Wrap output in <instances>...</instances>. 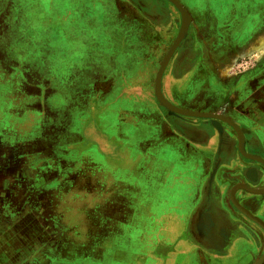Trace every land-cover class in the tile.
I'll use <instances>...</instances> for the list:
<instances>
[{
    "label": "rangeland",
    "instance_id": "obj_1",
    "mask_svg": "<svg viewBox=\"0 0 264 264\" xmlns=\"http://www.w3.org/2000/svg\"><path fill=\"white\" fill-rule=\"evenodd\" d=\"M177 1L187 17L167 0H0V264H152V236L135 218L148 204L135 202L138 195L210 193L214 166L189 163L182 190L155 184L169 163L154 139L165 129L160 114L178 115L157 102L154 81L183 27L162 96L182 109L234 118L249 151L264 157V0ZM142 143L149 149L133 161L128 154ZM119 152L121 164L114 162ZM118 165L130 171L118 174ZM242 166L214 179L217 194L244 181ZM257 168L263 186L264 166ZM154 206L164 215V203ZM157 218L159 231L165 219ZM242 219L258 256L264 234ZM108 220L134 229V250L90 247ZM156 238L162 259L172 238Z\"/></svg>",
    "mask_w": 264,
    "mask_h": 264
},
{
    "label": "crops",
    "instance_id": "obj_2",
    "mask_svg": "<svg viewBox=\"0 0 264 264\" xmlns=\"http://www.w3.org/2000/svg\"><path fill=\"white\" fill-rule=\"evenodd\" d=\"M165 70L161 78V84ZM160 117L164 118L165 129L157 133L154 139L156 143L159 142L161 144L159 149L163 151L158 156H162V160H166L169 163L160 170L162 175L155 182L157 186L164 187L166 190H173V188H181L182 190L184 186L182 175L188 171L189 163H192L196 168L205 171L211 170L213 166L215 167L213 177L208 180L209 188L213 192V189L218 187L217 180L214 181V179L222 171L235 169L241 164L244 166L238 150L233 147L235 140H232V134H230L228 139L232 141L233 145L228 150L222 148L221 137L223 135L221 132H224L225 128L222 124L220 125V122H215V120L209 118L189 120L183 118L184 116H169L162 112ZM144 145L142 143L138 149L139 152L136 153L137 150H135L132 154H128V157L133 156V161L142 159V156L149 149V147ZM121 155L120 153L119 156L121 157ZM122 156L114 162L123 163L125 160L124 154ZM253 165L247 163L242 170V175L245 167ZM255 166L256 168L258 167L257 165ZM127 171L129 172L130 169L125 170L124 167L120 166L115 169L118 174H123ZM140 171L145 172L149 171V169L143 165ZM189 199L188 196L182 194H175L170 199L168 197L159 198L157 194H154L148 198L138 195V198L134 200L135 202H147L148 204V210L138 211V216H135V218L147 223V227L141 226L142 232H148V235L152 236L154 246L150 251H153V253L147 255L152 264H202L200 262L201 259L205 261V264H252L253 259L254 263H256L255 261L262 257L264 245H262V250H260L258 256L252 255L251 242L254 233L252 234L251 230L246 226V222L242 219L243 214L230 205L231 202L228 195L215 198L210 193L199 194L192 200ZM236 199L252 215L264 223V214L262 213L264 210V194H258L256 200L249 201V203L246 199L239 197V195H237ZM159 202L164 203L166 206L162 216L155 211L156 207L154 204ZM188 202L193 203V206L190 210L184 211L182 208ZM170 204H180V212H169ZM157 217L160 220L165 219L164 228L159 231L156 228L153 229V225L156 224L155 220L158 219ZM173 224L175 225L173 226ZM89 226L90 224L87 225V227ZM135 229L138 230V228ZM99 230L101 240L91 243V248H98L111 253L116 252L119 255L124 254L125 251L134 250V248L129 249V245H132L131 240L134 229L126 227L122 222L102 221ZM260 231L258 234H264L261 227ZM159 234L171 236L172 238L169 244L164 247L165 253L162 259H158L159 254L157 253L160 250L157 246L158 240L156 238ZM37 242L40 243L39 238H37ZM135 263L131 262V264Z\"/></svg>",
    "mask_w": 264,
    "mask_h": 264
},
{
    "label": "water",
    "instance_id": "obj_3",
    "mask_svg": "<svg viewBox=\"0 0 264 264\" xmlns=\"http://www.w3.org/2000/svg\"><path fill=\"white\" fill-rule=\"evenodd\" d=\"M168 2H170L171 4H173L184 16L187 17V12L186 10L182 7V5L177 1V0H167ZM186 27H183L180 29V31L178 32L177 36L175 37L173 43L171 44L168 52L166 53L159 69L158 72L156 74L155 77V81H154V96L157 100V102L166 110H168V112L173 113L175 115H179V116H186V117H193V118H211L214 120H220L223 121L225 123H227L229 126H231L237 136V142H238V151L240 152V154H242L243 156L247 157V158H251L253 160H256L258 162H260L261 164L264 165V160L261 159L260 157L257 156H252L250 154H247L244 150L243 147V137H242V132L239 128V126L233 122L231 119L226 118L222 115L219 114H215V113H203V112H197V111H192V110H187V109H182L176 106H173L171 104H169L164 97L162 96L161 93V78L163 75V72L165 70V67L170 59V57L172 56L174 50L176 49V47L178 46L183 33L185 31ZM238 188H242L250 193L253 194H264V188L261 189H254V188H250L247 187L246 185L243 184H239L235 187H233L229 193V198L231 203L233 204V206L238 209L242 214H244L246 217H248L250 220H252L253 222H255L258 226L261 227V229L264 231V223L258 219L257 217H255L254 215H252L248 210H246L245 208H243L235 199V192ZM254 264H264V253L262 255V257Z\"/></svg>",
    "mask_w": 264,
    "mask_h": 264
},
{
    "label": "flooded vegetation",
    "instance_id": "obj_4",
    "mask_svg": "<svg viewBox=\"0 0 264 264\" xmlns=\"http://www.w3.org/2000/svg\"><path fill=\"white\" fill-rule=\"evenodd\" d=\"M188 110V109H187ZM193 111V110H192ZM197 112H200V111H197ZM203 113H212V112H203ZM213 113H215V112H213ZM215 114H219V113H215ZM219 115H222V116H224V117H226V118H229V119H231L233 122H235L234 121V118H232V117H230V116H226V115H223V114H219ZM204 119H207V118H204ZM209 119H211V118H209ZM198 120H203V119H198ZM212 120H214V119H212ZM221 122L220 123V125L222 124V126H224V128L226 127L225 126V124H227V123H225V122H223V121H220V120H215V122ZM236 123V122H235ZM237 124V123H236ZM227 127L228 128H225V131L224 132H226L227 133V131H229L230 133H233V138L235 139V141H234V143H235V145H233L232 144V141L230 140V139H228L227 138V136L225 135L224 137L222 136V138H221V142L223 143V145H221L222 146V148L224 149V150H228L229 148H230V146H232L233 145V147H235L236 148V150H238V142H237V136H236V133H235V131H232L231 130V126H229L228 124H227ZM231 127V128H230ZM240 128V127H239ZM233 129V128H232ZM234 130V129H233ZM241 130V129H240ZM225 133V134H226ZM242 137H243V134H242ZM243 147H244V150H245V152L247 153V154H250V155H252V156H257V157H260L261 159H263L264 160V157L262 156V155H259L258 153H255V152H250L249 151V149H248V147H247V145L245 144V141H243ZM239 152V151H238ZM239 154H240V152H239ZM240 157H241V162L242 163H244V164H247V163H250V164H254L253 166H251V167H245V170H244V174L242 175V173H241V175H242V179H244V181H236V182H234L231 186H230V188H229V190H228V192H227V195L229 196V193H230V191H231V189L233 188V187H235V186H237V185H239V184H243V185H246L247 187H250V188H256V189H261V188H264V185L263 186H258V184H259V182H260V175H259V172H258V168H256V166L255 165H263V164H261L260 162H258V161H256V160H253V159H251V158H247V157H245V156H243L242 154H240ZM255 166V167H254ZM264 166V165H263ZM248 177V178H247ZM218 187H215V189H213V192L211 191V189H209V191H210V194L212 195V196H214L215 198L216 197H219V196H222V195H220V194H217V191H218V189H217ZM242 191H244V192H248V191H246V190H244V189H242V188H238L237 190H236V192H235V194H234V196H235V199H236V197H237V195H239V193H241ZM237 200V199H236ZM248 201V203H249V201L250 200H247ZM231 202V201H230ZM238 203H239V201H237ZM250 202H252V201H250ZM240 204V203H239ZM231 206H233V204L231 203L230 204ZM241 206H242V204H240ZM243 207V206H242ZM234 208V207H233ZM244 208V207H243ZM246 209V208H245ZM238 210V209H237ZM247 210V209H246ZM239 211V210H238ZM240 212V211H239ZM263 214H264V210H263ZM244 215V214H243ZM244 218L246 217L245 215L243 216ZM246 218H248V217H246Z\"/></svg>",
    "mask_w": 264,
    "mask_h": 264
},
{
    "label": "bare ground",
    "instance_id": "obj_5",
    "mask_svg": "<svg viewBox=\"0 0 264 264\" xmlns=\"http://www.w3.org/2000/svg\"><path fill=\"white\" fill-rule=\"evenodd\" d=\"M264 45V44H263ZM260 49V48H259ZM173 72V71H172ZM218 202V201H217ZM220 203V202H219ZM217 205V204H216ZM263 213V212H262ZM229 235V234H228ZM237 236V235H236ZM226 237V236H225ZM232 239V238H231ZM225 250V249H224ZM227 251V250H226ZM245 253V252H244ZM246 254V253H245Z\"/></svg>",
    "mask_w": 264,
    "mask_h": 264
}]
</instances>
